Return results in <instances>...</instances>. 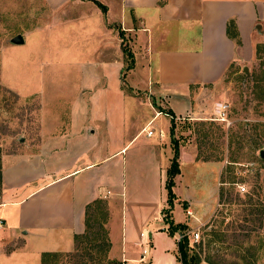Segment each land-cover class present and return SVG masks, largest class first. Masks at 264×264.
<instances>
[{
    "label": "crops",
    "instance_id": "obj_1",
    "mask_svg": "<svg viewBox=\"0 0 264 264\" xmlns=\"http://www.w3.org/2000/svg\"><path fill=\"white\" fill-rule=\"evenodd\" d=\"M26 4L17 0L19 13ZM34 5L39 13L34 36L22 37L21 46L35 43V87L18 86L17 94L65 100L67 117L30 154L1 158L0 264H40L42 253L73 251L74 236L86 229L87 206L95 201L106 203L109 252L120 249L115 261L179 264V233L170 236L162 216L170 128L173 123L180 140L178 121L198 120L209 107L207 93L231 68L254 60L264 38V0H34ZM123 42L133 56L129 70ZM64 64L70 73L60 68ZM50 66L58 68L45 73ZM179 170L172 219L190 233L217 209L222 168L180 143Z\"/></svg>",
    "mask_w": 264,
    "mask_h": 264
},
{
    "label": "rangeland",
    "instance_id": "obj_2",
    "mask_svg": "<svg viewBox=\"0 0 264 264\" xmlns=\"http://www.w3.org/2000/svg\"><path fill=\"white\" fill-rule=\"evenodd\" d=\"M26 3L25 10L19 13L17 0H0V163L3 155L30 154L44 136L62 128L67 117L65 100L42 99L34 93L17 94L18 86L35 87L34 41L27 40L22 46L11 42L17 35L34 36V18L39 16L34 10L37 7L39 11L42 5L35 7L34 0ZM57 66L44 72L53 74ZM60 68L70 73L66 64ZM43 88L49 90L46 85ZM206 98L208 109L202 110L198 120L178 121L176 135L182 145L197 149L198 158L218 162L222 168L219 180L228 183L219 185V191L223 188L225 192L224 201L218 196L217 209L208 222L213 220V225L191 229L190 233H199V240H203L200 254L214 256L216 264H245L246 260L264 264V216L257 214L258 205L264 200V191L258 189L264 188V38L255 47L254 60L231 68ZM222 102L228 105V123L215 120L214 107ZM100 219L96 217L92 231H97ZM211 227L223 234L224 240L213 242L207 249L209 236L205 233ZM193 246L198 252L196 244ZM113 250L112 254L108 252L111 261L120 253V249Z\"/></svg>",
    "mask_w": 264,
    "mask_h": 264
},
{
    "label": "trees",
    "instance_id": "obj_3",
    "mask_svg": "<svg viewBox=\"0 0 264 264\" xmlns=\"http://www.w3.org/2000/svg\"><path fill=\"white\" fill-rule=\"evenodd\" d=\"M96 4L101 8L103 12L106 11L105 7L96 2ZM227 32L229 35H232V24H229L227 27ZM121 35H123L121 33ZM123 51L125 53L126 59V70H129L133 66V56L129 51L127 45L123 42ZM124 79V75H123ZM132 92V89H129ZM160 112L171 116L172 113L170 110H159ZM175 126L172 123L170 128V144L172 148V157L170 160V165L166 170V181H165V190H166V208L162 210V216L165 224L168 226L167 232L170 236H174L175 233L182 234L183 237L178 241V262L179 264H200L202 260L209 264H216L214 261V256L206 255L202 256L200 252L202 251V238L196 243H192L190 237L186 235L188 227L184 224H175L172 219V211L174 206V201L176 199L175 194L173 193L174 187V178L180 173L179 170V152H180V140L175 137L174 132ZM203 161H215L213 158H199ZM228 182L221 181V184L224 186ZM221 185V186H222ZM258 189L264 188L259 186ZM0 191H1V163H0ZM224 190L223 188L219 191V199L221 202L224 201ZM257 196H260V193H257ZM249 205L253 204L251 199L248 200ZM252 206V205H250ZM259 209L257 214L264 216V200L260 201ZM253 211L250 210V213ZM97 214L101 218L102 222L96 223L97 231L93 230V225ZM107 219V207L106 203L102 201H95L91 205L87 206L86 209V220H85V232L80 235L74 236V248L71 252H45L41 254L40 264H122L118 261H111L108 259V252L110 251V242L107 237L106 230L104 229V223ZM211 224H206L205 228L212 226ZM95 227V226H94ZM206 236H209V239L206 241L207 249L215 241H223L224 235L220 232H217L214 228H210L208 232L205 233ZM193 244H196V247L199 249L197 252ZM239 259L241 257L238 255ZM245 264H253L252 260H246Z\"/></svg>",
    "mask_w": 264,
    "mask_h": 264
},
{
    "label": "built area",
    "instance_id": "obj_4",
    "mask_svg": "<svg viewBox=\"0 0 264 264\" xmlns=\"http://www.w3.org/2000/svg\"><path fill=\"white\" fill-rule=\"evenodd\" d=\"M214 115L216 116L215 120L218 121V122H224L226 123L228 121V118H227V115H228V105L226 103H219L215 109V113ZM228 123V122H227ZM153 134L152 131H148L147 132V135L148 136H151ZM160 136H163V133L160 131L159 132ZM240 188L241 191H244V189L242 187H238ZM191 216V215H190ZM2 220H0V230L3 228V225H2ZM142 237L146 236V239L147 241L145 242L146 245L149 244V241H148V237L147 235H144V233H141L140 234ZM186 235H190L191 237V241L192 243H196L199 241V233L197 231H193L192 233H186ZM183 235L182 234H179L178 235V241H180L182 239ZM147 253V250L144 249L143 250V255H145ZM144 259L143 257H141L140 259V262H142Z\"/></svg>",
    "mask_w": 264,
    "mask_h": 264
},
{
    "label": "water",
    "instance_id": "obj_5",
    "mask_svg": "<svg viewBox=\"0 0 264 264\" xmlns=\"http://www.w3.org/2000/svg\"><path fill=\"white\" fill-rule=\"evenodd\" d=\"M11 42L13 44H16V45H21V44H23L24 40H23V38H22L21 35H17L15 37H13V39L11 40ZM244 72L247 74V70L246 69H244ZM260 155L263 157V152H261Z\"/></svg>",
    "mask_w": 264,
    "mask_h": 264
}]
</instances>
